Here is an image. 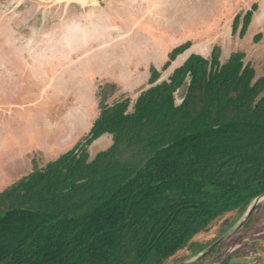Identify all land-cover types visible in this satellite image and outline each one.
I'll use <instances>...</instances> for the list:
<instances>
[{"label":"trees","instance_id":"trees-1","mask_svg":"<svg viewBox=\"0 0 264 264\" xmlns=\"http://www.w3.org/2000/svg\"><path fill=\"white\" fill-rule=\"evenodd\" d=\"M256 7L237 12L232 31L243 35ZM190 44L151 65L133 99L108 101L114 83L99 84L84 134L0 189V264H172L208 246L264 192V74L244 51L221 59L214 44L161 78ZM103 134L110 142L90 154ZM222 218L214 238L193 240ZM230 257L217 264H238Z\"/></svg>","mask_w":264,"mask_h":264},{"label":"rangeland","instance_id":"rangeland-1","mask_svg":"<svg viewBox=\"0 0 264 264\" xmlns=\"http://www.w3.org/2000/svg\"><path fill=\"white\" fill-rule=\"evenodd\" d=\"M253 2L257 7L240 36L239 26L232 31L233 16ZM185 40L190 46L161 78L189 52L206 56L214 44L221 59L244 51L255 75L264 74V0H0V189L84 134L97 113L99 84L114 83L108 101L133 99L148 84L149 67L159 69ZM109 142L101 135L89 153ZM262 202L215 247L210 261L199 264H216L227 254L237 263L263 264ZM222 220L193 240L214 238ZM188 252L183 248L170 259Z\"/></svg>","mask_w":264,"mask_h":264},{"label":"water","instance_id":"water-1","mask_svg":"<svg viewBox=\"0 0 264 264\" xmlns=\"http://www.w3.org/2000/svg\"><path fill=\"white\" fill-rule=\"evenodd\" d=\"M71 1H77L80 3H83L84 0H71ZM142 165V164H141ZM140 165V166H141ZM134 175V174H133ZM264 198V192L254 197L249 205L246 207L245 211L241 215V217L234 223L228 230H226L222 235H220L217 239H215L212 243H210L208 246H206L204 249L196 253L195 255L182 260L181 262L175 263V264H188L205 253L211 251L213 248H215L219 243H221L224 239H226L230 234H232L242 223L243 221L249 216V214L252 212L253 208L256 204H258L262 199Z\"/></svg>","mask_w":264,"mask_h":264},{"label":"flooded vegetation","instance_id":"flooded-vegetation-1","mask_svg":"<svg viewBox=\"0 0 264 264\" xmlns=\"http://www.w3.org/2000/svg\"><path fill=\"white\" fill-rule=\"evenodd\" d=\"M244 211H245V210H244ZM244 211H243V212H244ZM251 213H252V212H251ZM251 213L249 214V216L251 215ZM242 214H243V213H242ZM249 216H248V217H249ZM251 216H252V215H251ZM248 217H247V218H248ZM247 218H246V219H247ZM246 219H245V220H246ZM229 255H230V254H229ZM226 256H228V254L225 255L224 257H226ZM224 257H223V258H224ZM230 260H231V261L233 260L232 262H234V259H233L232 257H230ZM235 263H237V262H235ZM216 264H217V263H216ZM238 264H242V263L239 262ZM263 264H264V263H263Z\"/></svg>","mask_w":264,"mask_h":264}]
</instances>
